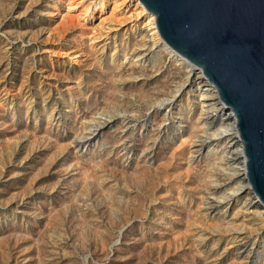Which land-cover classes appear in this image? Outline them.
Listing matches in <instances>:
<instances>
[{
    "label": "rangeland",
    "instance_id": "1",
    "mask_svg": "<svg viewBox=\"0 0 264 264\" xmlns=\"http://www.w3.org/2000/svg\"><path fill=\"white\" fill-rule=\"evenodd\" d=\"M139 4L0 0V264H264L240 159Z\"/></svg>",
    "mask_w": 264,
    "mask_h": 264
},
{
    "label": "water",
    "instance_id": "2",
    "mask_svg": "<svg viewBox=\"0 0 264 264\" xmlns=\"http://www.w3.org/2000/svg\"><path fill=\"white\" fill-rule=\"evenodd\" d=\"M138 1L231 112L245 181L264 209V0Z\"/></svg>",
    "mask_w": 264,
    "mask_h": 264
},
{
    "label": "bare ground",
    "instance_id": "3",
    "mask_svg": "<svg viewBox=\"0 0 264 264\" xmlns=\"http://www.w3.org/2000/svg\"><path fill=\"white\" fill-rule=\"evenodd\" d=\"M140 6L142 7V5H140ZM142 14L145 16V19L143 21V23H145V28L143 31H141V33H139V34H141L140 36H144V37L148 36V38L153 41V45L157 46V44H158V45H161L163 47H167L164 44V42L162 41L161 37L159 36V33L157 31V28H156L154 16L152 14L146 12V9L142 10ZM172 52L175 53L173 50H172ZM173 56L179 62H182L184 64L187 63L184 58L177 55L176 53L173 54ZM187 65L189 67V71L191 74V77H190L191 79H190L189 84L191 85V87L194 88L195 91L198 92V94L200 95V100L204 99L205 101H207L206 105L211 109V112L207 113L208 117H212L213 119H217L219 121L220 126H221L219 131H217V132L214 131L215 133L213 132L212 136H209L208 139L210 140L211 137H213L211 139H214V137H215V138H217V141H219L220 138H222L224 136L222 142H223V145L225 147L224 148L225 152H223L222 154L225 153L226 155H229L231 160L240 159V160H238L237 164L240 163L241 168L237 167V165L236 166L234 165V170H235L234 172L235 173L233 175H235V177L238 179L237 180L238 182L241 183L243 181V182H245V184L243 183V185H241V187H239L237 189L234 188L235 190H233V192H231L232 193L231 195L234 197L233 199H238L241 195H243L244 197L242 198L243 201L241 203L242 207H244L245 209H248V207L249 208L260 207L257 203L256 197L250 191V189H249V187L245 181L244 158L242 155L240 141L237 138V131H236L235 126H234V120H233V117L231 115V112L229 110H226L225 107L223 106V104L218 100L216 90L214 89L213 86H211L209 83H207V81L202 77L201 72L198 69L194 68L192 65H189L188 63H187ZM218 137H219V139H218ZM239 171H242V173L240 174ZM240 193H241V195H239ZM238 228H240V227H238ZM263 228H264V226H263ZM240 230H242V229H240Z\"/></svg>",
    "mask_w": 264,
    "mask_h": 264
}]
</instances>
